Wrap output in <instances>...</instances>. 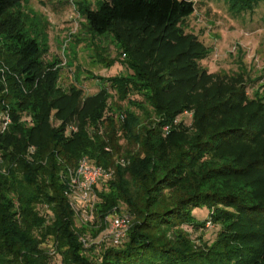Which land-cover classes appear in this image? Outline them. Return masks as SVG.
<instances>
[{
    "label": "trees",
    "instance_id": "trees-1",
    "mask_svg": "<svg viewBox=\"0 0 264 264\" xmlns=\"http://www.w3.org/2000/svg\"><path fill=\"white\" fill-rule=\"evenodd\" d=\"M24 1L0 0V60L20 75L16 80L0 72V110H8L12 118L4 132L0 129V264H214L211 261L219 255L214 252V242L194 245L183 226L204 228L207 220L201 221L195 211L209 213L211 207L219 209L220 205L264 215V210L250 205L248 199L209 186V175L225 177L247 171L251 165L264 167V157L254 158L245 167L223 164L211 174L207 166L211 149L240 142L247 145L263 134L264 101L248 98L239 75L238 89L206 108L202 117L228 116L252 103L255 110L244 126L223 128L210 137L209 128L201 129L202 136L188 149L166 144L161 128L177 113L173 110L175 95L169 97L171 85L178 80L174 78L177 72L180 75L186 69L176 67L174 73L171 66L187 57L186 61L194 60L196 68L209 52L202 45L199 50L203 52L188 59V50L179 51L167 63L168 70L156 76L163 60H151L147 66L151 72L144 70L138 49L131 46L133 41L115 31L121 24L138 28L136 37L158 32L154 42H165L177 50L182 41L194 39L185 35L181 26L195 14V3L101 0L96 9H85V20L95 36L114 33L119 55L128 57L123 65L133 75L110 78L108 88L86 97L88 108H81V89L64 90L60 76L49 71L52 65L41 59V43L19 28L14 12ZM228 1L238 14L264 5V0ZM118 61L110 60L108 68ZM169 76L171 80L159 83ZM132 94L141 100H129ZM124 102L126 106L121 105ZM153 113H162V120L148 128L145 123ZM122 116H126L124 122ZM53 120L61 124L53 126ZM76 123V131H69ZM83 158L115 169V181L99 189L96 219L102 221L114 210L129 214L132 226L120 246L98 250L80 242L81 236L94 238L105 228L82 224L66 196L69 172ZM116 158L128 159L129 165L116 166ZM245 256L253 259L252 264H264V251L255 249Z\"/></svg>",
    "mask_w": 264,
    "mask_h": 264
},
{
    "label": "rangeland",
    "instance_id": "rangeland-1",
    "mask_svg": "<svg viewBox=\"0 0 264 264\" xmlns=\"http://www.w3.org/2000/svg\"><path fill=\"white\" fill-rule=\"evenodd\" d=\"M100 1L25 0L14 12L23 33L30 34L41 43V59L44 64L52 65L49 71L60 76L59 85L66 91L72 87L81 89V97L78 99L81 108L85 106L86 97L102 93L101 91L108 88L110 78L133 75V72L123 65L128 57L119 55L114 33L99 37L95 36L88 27L83 11L88 8L96 9ZM191 1L195 3V14L181 27L185 35L194 39L182 41V45L177 50L171 49L165 42H154L158 32L151 31L142 34V37H136L138 28L121 24L115 27L118 34L123 37L129 36L133 41L131 46L138 49L137 58L143 62L144 70L151 72L147 67L151 60H159V58L163 60L162 69L156 76H162L168 70L167 63L175 58L179 51L188 50V59L196 56V53L203 52L204 49L199 50L202 45L209 52L205 60L197 62L198 69L195 68L194 60L186 61L187 57L172 64L173 69H170L174 72L176 67L186 68L180 69V75L177 72L174 78L178 80L171 85L172 93L169 97L175 95L173 110L177 113L161 128V138L166 144L176 143L185 149L202 136L201 129L204 132L209 128L210 137L223 128L236 124L244 126L247 123V119L255 110L252 103H246L247 106L228 116H219L216 119L209 115L202 117V112L206 108L224 101L231 91L238 89L240 83L236 85V82L239 80V75L242 76L240 82L245 85L243 89L248 98H256L257 102L264 101V5L261 3L252 11L238 14L230 9L228 0ZM1 42L2 39L0 45ZM152 50L156 53L151 54ZM115 59H118L119 63L108 68V62ZM15 60L13 58L12 61ZM188 64L191 67H187ZM4 71L16 80L20 78L19 72L8 69L4 61L0 60V72L3 74ZM194 74L200 76L195 80L190 79L189 77ZM8 76L1 77L4 79ZM165 80H171V76L159 80V83L162 84ZM131 96L129 100H141L138 95ZM115 102L113 100V104ZM121 105L126 106V103ZM5 115H9L12 120L8 110H5L0 112V121ZM125 117H121L122 122L125 121ZM161 117L162 113L158 115L153 113L152 118L145 124L148 128H155V124L162 120ZM52 122L53 126L61 124L60 120ZM74 127L77 128V123ZM261 134L256 141L247 145L240 142L211 149L207 162L209 174L212 173V169L220 168L223 164L232 168L245 167L254 158L264 157V131ZM115 165L125 168L129 165V160L117 159ZM105 168L115 170L112 167ZM114 181L115 175L103 185L109 186ZM210 185L217 191L232 192L240 199L246 198L250 205L255 204L259 209L264 210L261 207L264 206V167L262 166L251 165L247 171L225 177L211 174ZM99 189L103 190V187L100 186ZM124 212L126 211L114 210L108 216L121 215ZM195 214L201 221L207 220L205 227L200 229L184 225L183 230L190 235L194 245H201V241L209 240L210 246V243L214 242V252L219 255H215V261L211 263L252 264L253 259L245 256L247 252L253 253L255 249L264 251L263 214L249 215L236 206L227 205H220L219 209L211 207L209 213L197 210ZM58 259L60 260V257Z\"/></svg>",
    "mask_w": 264,
    "mask_h": 264
},
{
    "label": "built area",
    "instance_id": "built-area-1",
    "mask_svg": "<svg viewBox=\"0 0 264 264\" xmlns=\"http://www.w3.org/2000/svg\"><path fill=\"white\" fill-rule=\"evenodd\" d=\"M11 122L9 115L1 118V133L9 127ZM70 130L76 131V128L71 126ZM114 175V170L98 166L88 158L81 159L76 169L69 172L66 196L74 214L86 226L91 225L98 228L104 225L105 227L94 238L90 235L80 237V242L85 248L96 247L101 250L104 247L120 246L126 241L131 229L132 219L127 212L107 216L99 222L96 219V206L100 199L99 187L111 180Z\"/></svg>",
    "mask_w": 264,
    "mask_h": 264
}]
</instances>
